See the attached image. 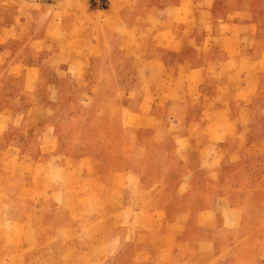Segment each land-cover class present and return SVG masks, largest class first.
<instances>
[{"label": "crops", "instance_id": "crops-1", "mask_svg": "<svg viewBox=\"0 0 264 264\" xmlns=\"http://www.w3.org/2000/svg\"><path fill=\"white\" fill-rule=\"evenodd\" d=\"M90 12L98 14L102 25L110 29L111 49L92 53L61 47L51 59L60 58L65 65L57 64L54 80L43 78L42 82H54L57 93L62 92L58 82H83L82 76L90 79L100 72L98 81L112 86V96L126 109L127 135L133 141L142 130L157 135L149 150L160 160L146 158L143 164L129 160L120 165L81 155L37 159L33 166L49 168V179L55 184L51 187L53 199L63 197L69 189L78 198H96L99 207L111 194L126 193L118 195L128 199L112 213L130 219L114 218V233L97 244L107 248L106 256L132 245L126 242L130 241L126 233L136 234L139 229L153 233L150 243L144 244L145 264H181L182 250L201 254L198 246L202 244L227 245L244 213L233 195L242 191L239 166L255 98L250 89L264 82V6L256 0H109L107 7L90 8ZM19 27L12 28L19 31ZM42 39L37 36L34 44ZM37 47L23 54L27 60L18 59L9 47L0 49V58L9 56L8 65H18L25 79L40 70L38 63L45 50ZM129 72L131 78H127ZM62 93L69 95V91ZM50 97L58 99V95ZM12 115L10 107L0 110V128ZM167 139L171 145L165 143ZM161 155L171 156L177 164H168ZM57 174L70 184L63 186ZM146 174L163 188L174 182L173 210L183 207L186 198L202 204L194 229L204 231V237L184 232L186 224L176 227L167 219L166 209L150 204L152 188L142 186ZM262 177L264 184V171ZM163 192L159 189L154 197L165 199L167 193ZM96 213L104 214L100 208ZM140 214L148 217L141 227L135 226ZM160 229L162 233L155 234ZM224 232L231 234L221 238ZM195 259L189 258V262Z\"/></svg>", "mask_w": 264, "mask_h": 264}, {"label": "rangeland", "instance_id": "rangeland-1", "mask_svg": "<svg viewBox=\"0 0 264 264\" xmlns=\"http://www.w3.org/2000/svg\"><path fill=\"white\" fill-rule=\"evenodd\" d=\"M108 1L0 0V49L9 47L21 60L28 59L23 57L28 49L38 46L45 50L38 63L40 70L29 73L25 79L18 65H8L9 56L7 60L0 58V110L10 107L13 111L0 128V264H145L144 244L150 243L153 234L148 231L126 233L130 239L126 242L132 245H125L109 256L106 247L97 245L114 233V218L130 219L129 215L112 213L127 201L126 196L118 198L126 194L124 191L106 197L99 207L96 198H78L69 189L63 197L53 199L51 187L55 184L49 179V168L33 166L37 159L60 160L81 155L120 165L129 160H137V164H143L146 158L160 160L158 156L155 158L156 152L149 150L157 135L142 130L134 141L132 135H127L129 116L112 96L114 88L98 81L100 72H94L90 79L82 76L83 82H58L62 92L69 91L67 96L55 93L54 82H42L43 78L54 80L57 64L65 65L60 58L51 59L61 47L92 53L111 49L110 29L102 25L98 14L88 13L90 8L94 11L107 7ZM256 1L264 6V0ZM18 25L19 31L12 28ZM18 35L22 39L14 37ZM37 36L44 39L34 44ZM250 91L255 98L248 122L250 133L239 166L242 191L233 195L234 203L244 211L241 225L232 232L227 245L202 244L198 246L201 254L182 250L181 264H206L216 257L219 262L211 264H264V82ZM54 95H58L55 101L50 99ZM68 96L75 101H68ZM170 142L171 139L165 141L167 145ZM51 146L55 150H49ZM161 156L168 164H177L171 156ZM57 175L63 186L70 184L63 175ZM173 183L163 188L147 174L142 180V186L152 188L151 205L166 209L167 219L174 221L176 227L186 224L184 232L204 237V231L194 229L196 212L202 209V204L186 198L182 200L183 207L173 210L171 205L176 202L171 195ZM159 189L167 193L165 199L154 197ZM98 208L104 214H97ZM144 218L147 215H138L135 226H143ZM226 233L231 234L220 233V237L226 238ZM189 258L199 259L189 262Z\"/></svg>", "mask_w": 264, "mask_h": 264}]
</instances>
